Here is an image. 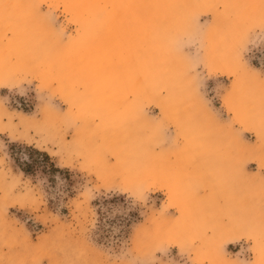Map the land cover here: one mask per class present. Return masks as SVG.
<instances>
[{
    "label": "rangeland",
    "instance_id": "rangeland-1",
    "mask_svg": "<svg viewBox=\"0 0 264 264\" xmlns=\"http://www.w3.org/2000/svg\"><path fill=\"white\" fill-rule=\"evenodd\" d=\"M0 264H264V0H0Z\"/></svg>",
    "mask_w": 264,
    "mask_h": 264
}]
</instances>
